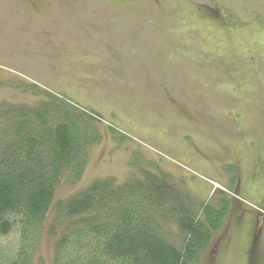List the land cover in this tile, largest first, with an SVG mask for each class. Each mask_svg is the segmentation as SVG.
Returning a JSON list of instances; mask_svg holds the SVG:
<instances>
[{
    "label": "rangeland",
    "instance_id": "1",
    "mask_svg": "<svg viewBox=\"0 0 264 264\" xmlns=\"http://www.w3.org/2000/svg\"><path fill=\"white\" fill-rule=\"evenodd\" d=\"M89 29L98 36L84 40ZM19 121L21 137H42L43 164L45 128L75 121L86 163L77 181L61 173L40 225L8 215L0 264L22 253L29 264H122L95 227L113 228L127 207L180 247L168 208L217 207L231 152L250 210L232 213L197 264H264V0H0V156ZM95 182L91 210L66 217Z\"/></svg>",
    "mask_w": 264,
    "mask_h": 264
},
{
    "label": "trees",
    "instance_id": "2",
    "mask_svg": "<svg viewBox=\"0 0 264 264\" xmlns=\"http://www.w3.org/2000/svg\"><path fill=\"white\" fill-rule=\"evenodd\" d=\"M13 111L20 119L30 112ZM32 113L42 118L43 113ZM23 123L17 122V144H10L0 156V235L10 232L13 221L8 215L11 213L25 217L21 219L23 225H40L52 205L61 173L73 168L77 181L86 163L87 131L79 132L75 121L45 128L43 137L50 153V160L45 164L38 154L42 137L29 133L21 137ZM41 123L45 124L42 119ZM152 185V190L161 188L155 181ZM100 188L101 183L95 182L84 193L71 197L64 208L65 216L74 218L89 212ZM230 206L227 198L221 199L217 207L203 203L198 216L187 204L171 205L168 211L183 234L180 247L158 234L147 213H136L131 207L119 213L113 228L96 225L95 229L103 237L104 253L122 264H197L224 225ZM12 264H29V257L22 253Z\"/></svg>",
    "mask_w": 264,
    "mask_h": 264
},
{
    "label": "flooded vegetation",
    "instance_id": "3",
    "mask_svg": "<svg viewBox=\"0 0 264 264\" xmlns=\"http://www.w3.org/2000/svg\"><path fill=\"white\" fill-rule=\"evenodd\" d=\"M4 17V16H3ZM95 32V33H94ZM97 32H99V31H97ZM91 36H98L97 35V33H96V30H94V29H89V31H88V33L86 34V36H84L85 38H84V40L85 39H87V38H89V37H91ZM91 40H92V38H90ZM83 40V41H84ZM86 42V41H85ZM85 46L88 48V44L87 43H85V45H83V47H84V49H85ZM95 47V46H94ZM250 146H253V143L251 142V144H250ZM234 152H231L230 153V155H229V162L227 163V165H226V170H227V172L230 174V179H228V195L226 196V197H223L222 199H224V198H230V197H232V198H234V196H232L233 194L231 193V192H229V187H234V191H236V192H238L239 193V190H241L243 187H242V179H241V173H240V162H238V159H235V160H233L234 158H238V155H237V153H234ZM240 194V193H239ZM230 200V203L232 204V199L230 198L229 199ZM235 203H237V202H235ZM237 207H239V205L238 204H235V207H234V205L231 207L230 206V211H229V213H228V215L229 216H231V210L232 209H236ZM232 208V209H231ZM229 218V217H228ZM228 218H227V220H228ZM226 223V222H225ZM224 226H225V224L222 226V228L220 229V231L224 228ZM264 227L262 228V231H261V234H260V236H259V241L261 240V238H263L264 236H262V235H264ZM219 233V232H218ZM258 241V242H259ZM209 248V247H208ZM207 248V249H208Z\"/></svg>",
    "mask_w": 264,
    "mask_h": 264
},
{
    "label": "crops",
    "instance_id": "4",
    "mask_svg": "<svg viewBox=\"0 0 264 264\" xmlns=\"http://www.w3.org/2000/svg\"><path fill=\"white\" fill-rule=\"evenodd\" d=\"M229 192H231L232 194H235V196H238L237 198H232V197H230L231 199H232V204H231V207L234 205V204H236L235 202H238L239 203V207L241 208V207H243V208H245L246 210H245V213H246V211H248V210H250L249 208V206H247L245 203H240V202H243V199H242V197L240 196V194L238 193V192H236V191H234V187H229ZM229 197L227 198V199H230ZM220 204V203H219ZM232 209V208H231ZM252 210V209H251ZM254 210V209H253ZM238 212V207L236 208V209H232L231 210V213H233V215L234 214H237V212ZM232 215V214H231ZM252 215V214H251ZM228 217H230L229 215L226 217V220H225V222L227 221V218ZM225 222H224V224H225Z\"/></svg>",
    "mask_w": 264,
    "mask_h": 264
}]
</instances>
